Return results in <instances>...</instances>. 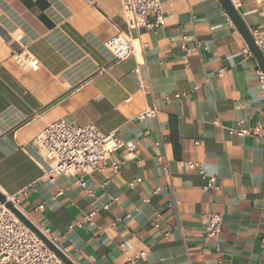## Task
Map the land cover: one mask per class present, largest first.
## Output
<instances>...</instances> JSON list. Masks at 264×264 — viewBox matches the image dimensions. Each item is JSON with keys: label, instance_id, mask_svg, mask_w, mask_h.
Instances as JSON below:
<instances>
[{"label": "crops", "instance_id": "1", "mask_svg": "<svg viewBox=\"0 0 264 264\" xmlns=\"http://www.w3.org/2000/svg\"><path fill=\"white\" fill-rule=\"evenodd\" d=\"M160 3L164 25L138 36L120 0H0V194L60 235L74 264H264L257 62L218 0ZM237 11L248 29H264L255 0ZM117 33L146 46L116 62L104 43ZM149 108L156 117L133 119ZM58 120L114 132L135 150L115 152L85 188L43 181L34 142ZM111 162L123 163L119 172ZM91 213L93 225H75ZM206 213L222 216L217 248L204 237Z\"/></svg>", "mask_w": 264, "mask_h": 264}, {"label": "built area", "instance_id": "2", "mask_svg": "<svg viewBox=\"0 0 264 264\" xmlns=\"http://www.w3.org/2000/svg\"><path fill=\"white\" fill-rule=\"evenodd\" d=\"M120 1L128 27L136 30L138 36L142 31L155 32L164 25L165 17L160 0ZM255 1L264 9V0ZM231 2L237 9L242 0H231ZM248 30L255 46L264 56V29L250 28ZM145 46V44L139 43L138 37L133 39L122 33L115 34L104 43V47L113 55L116 62L141 52ZM244 55L248 59H254L248 48L244 50ZM25 60L27 66L31 69L36 70L38 68V64L34 59L26 56ZM258 76L259 80L264 82V76L260 71H258ZM190 93L175 95L174 98L176 100L188 98ZM165 100L169 101V98H165ZM156 115L157 109L149 108L133 119L143 121L154 118ZM235 134L247 136L257 134V132L256 130H238ZM34 146L39 152L44 165L41 180L54 182L59 177H71L74 179V184L80 188L86 187L87 178L95 172L103 170L105 162L111 160L115 152L121 148H126L132 154L136 147L134 143L119 139L114 132L101 133L93 124L79 126L65 120H58L48 125L38 136ZM101 164L102 166H100ZM122 164L111 162L110 166L117 173ZM188 167L191 169L197 168L200 174L204 176L201 164L189 163ZM162 168L166 170V166L163 165ZM133 184L131 183L130 187ZM206 189L210 193L217 190L213 178L207 180ZM21 194L25 196L26 191H22ZM4 198V202L0 201V263L64 264L39 237L6 207V203L9 202L18 209L16 198L5 196ZM92 217L93 213L87 214L75 225L78 227L84 224L93 225ZM202 223L205 240L214 243L217 248L222 234V216L218 213H206L202 216ZM37 228L62 254L67 256L65 251L59 247L60 235L52 234L48 228ZM136 259V257L128 258L127 264H134Z\"/></svg>", "mask_w": 264, "mask_h": 264}, {"label": "water", "instance_id": "3", "mask_svg": "<svg viewBox=\"0 0 264 264\" xmlns=\"http://www.w3.org/2000/svg\"><path fill=\"white\" fill-rule=\"evenodd\" d=\"M219 4L223 8L224 12L229 17L230 21L233 23L234 27L237 29L242 39L244 40L247 48L252 52L255 61L257 62L260 72L264 76V56L255 46L253 39L249 33L248 28L245 26L242 18L240 17L237 9L232 4L231 0H218ZM0 201L4 202L5 198L0 194ZM6 207L37 237H39L42 242L49 247L64 264H74L67 256L62 254L57 247H55L40 231L39 229L16 207L11 203L7 202Z\"/></svg>", "mask_w": 264, "mask_h": 264}]
</instances>
